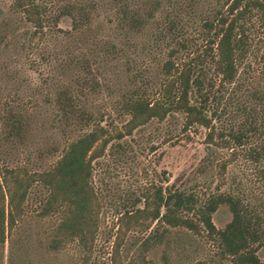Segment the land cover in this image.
<instances>
[{
  "label": "trees",
  "instance_id": "16d2710c",
  "mask_svg": "<svg viewBox=\"0 0 264 264\" xmlns=\"http://www.w3.org/2000/svg\"><path fill=\"white\" fill-rule=\"evenodd\" d=\"M107 3L116 39L93 50V56L82 53L64 63L62 60V69L77 77L53 97L65 141L39 151L40 157H57L48 166L34 168L30 160L14 163L7 155V150L25 142L31 116L22 98L0 97V256L27 217H55L43 231L42 249L60 252L74 244L83 253L81 264H89L103 209L94 184L95 161L111 142L132 135L153 120L164 122L178 114L181 133L203 127L211 154L228 151L217 162L221 182L215 191L203 193L197 187L177 184L144 192L143 207L117 213L114 254L120 251L127 233L137 231L145 248L142 264H154L147 261V249L163 243L173 228L201 236L212 245L213 264H264V0ZM8 8L14 22L25 21L31 27L26 32L30 40L26 48L34 54L37 38L43 39L49 32L88 41L100 6L95 0H11ZM4 14L0 5V17ZM66 20L70 26L62 27ZM2 33L0 45H8L10 41ZM132 37H144L145 60L134 74L133 86L113 99L114 109L129 118L122 127L104 124L107 113L90 107V97L103 92L108 63L126 54ZM257 49L262 50L260 59L255 58ZM38 60L29 58L31 69H42ZM151 62L159 66L154 80ZM73 126H80L78 133H71ZM213 160L208 155L199 171ZM232 163L245 167L248 190L238 176H233L238 187L222 189ZM36 186H41L45 195L31 209L30 195ZM222 205L230 209L231 220L218 227L214 214ZM9 264H16V252L9 254Z\"/></svg>",
  "mask_w": 264,
  "mask_h": 264
},
{
  "label": "rangeland",
  "instance_id": "374dc122",
  "mask_svg": "<svg viewBox=\"0 0 264 264\" xmlns=\"http://www.w3.org/2000/svg\"><path fill=\"white\" fill-rule=\"evenodd\" d=\"M10 1L0 0V5L5 10V14L0 17V33L3 32L2 36H7L10 41L8 45H0V97L15 95L25 100L31 125L25 142L12 151L7 150V155L14 163L30 160L34 168H44L57 157L54 154L40 157L39 151L65 141V131L56 120L57 110L53 97L60 87L68 85L72 78L75 80L77 77L73 76L71 70L62 69V60L64 59V63L66 59L82 53L93 56V50L99 49L108 40L116 39L115 28L110 22L107 0H95L100 9L96 13L88 41L78 36L68 38L66 35L49 32L43 39L37 38L38 46L33 54L26 48L30 43L26 32L31 27L29 29L25 21L14 22L15 16L10 14L8 8ZM4 23H9L5 30L2 28ZM61 26L69 27L70 21H62ZM131 39L126 54L108 63L107 85L102 87L103 92L90 97V107L98 113H107L102 121L104 124L113 122L115 126L122 127L129 118L114 109L113 99L133 86L134 74L140 70V65L145 60L142 46L144 37ZM257 52L255 58L260 59L262 50L257 49ZM30 57L41 60L42 69H31ZM158 70V63L151 62V79H156ZM74 71L77 75L78 70ZM181 121L178 114L164 122L153 120L137 128L132 135L111 142L104 155L95 161L94 184L103 209L97 242L89 264L143 263L145 248L140 232H128L116 255L113 248L118 234L117 213L124 212L126 208L143 207L144 199L141 198L144 192H154L157 187L165 188L172 184L197 187L202 193L216 190L221 182L217 162L221 156H227L228 151L217 150L211 154L212 148L204 142L207 130L199 127L183 134L180 132ZM76 130L78 133L80 126H73L71 133ZM208 155L214 160L200 172L199 168ZM243 170L245 167L241 164H230L228 183L222 189L238 187L233 180V176H238L248 190L250 182L243 177ZM166 176L170 177L169 182L166 181ZM44 193L41 186L34 187L30 195L31 209L36 207ZM230 220L231 212L226 205H222L214 214V222L218 227H224ZM54 221L55 217L45 220L27 217L1 249L3 257L0 256V264H9L11 251L16 252V264H81L83 253L74 244L60 252L49 253L42 249L40 241L43 231ZM213 249L201 236L170 228L165 241L148 248L145 256L147 261L154 264H213V258L210 257L214 254ZM261 255L263 258L264 252ZM165 256L168 262L165 261Z\"/></svg>",
  "mask_w": 264,
  "mask_h": 264
}]
</instances>
